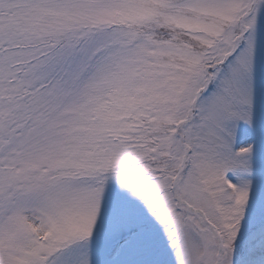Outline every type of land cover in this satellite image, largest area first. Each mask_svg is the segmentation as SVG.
Listing matches in <instances>:
<instances>
[{
	"label": "snow or ice",
	"instance_id": "6c2138e0",
	"mask_svg": "<svg viewBox=\"0 0 264 264\" xmlns=\"http://www.w3.org/2000/svg\"><path fill=\"white\" fill-rule=\"evenodd\" d=\"M0 264H264V0H0Z\"/></svg>",
	"mask_w": 264,
	"mask_h": 264
}]
</instances>
